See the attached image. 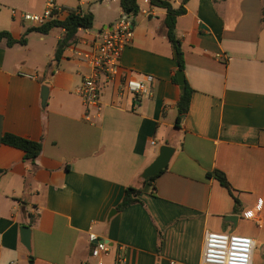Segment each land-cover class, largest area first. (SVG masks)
Wrapping results in <instances>:
<instances>
[{"label":"crops","instance_id":"1","mask_svg":"<svg viewBox=\"0 0 264 264\" xmlns=\"http://www.w3.org/2000/svg\"><path fill=\"white\" fill-rule=\"evenodd\" d=\"M48 1L0 0V32L19 41L40 27L22 15L42 16ZM90 1L55 0L57 19L79 10L95 20L84 10ZM110 1L119 3L113 22L80 30L45 72L41 59L55 55L63 29L51 44L55 29L29 32L25 45L0 42V264H117L121 251L125 264H203L213 232L251 237L252 264H264V0L188 1L176 38L192 97L179 125L178 55L167 38V11L150 0H137L133 40L104 91L100 118L85 120L77 89L92 71L76 54L92 51L95 33L123 12L119 0ZM31 40L40 57L32 64ZM128 76H152L151 95L123 93ZM4 134L41 143L35 163L3 144ZM163 146L175 149L168 168L144 183ZM127 188L140 191L138 202L119 211ZM22 227L32 231L31 251ZM92 233L108 243L107 256L92 257Z\"/></svg>","mask_w":264,"mask_h":264},{"label":"built area","instance_id":"2","mask_svg":"<svg viewBox=\"0 0 264 264\" xmlns=\"http://www.w3.org/2000/svg\"><path fill=\"white\" fill-rule=\"evenodd\" d=\"M61 9L55 0H49L47 9L42 16L30 14L22 15V19L36 25H43L58 18ZM76 14L83 13L79 10ZM145 13V12H143ZM137 14H128L124 11L112 26H106L96 32L93 40L92 51L78 52L77 59L91 69V74L82 80L77 93L85 106V120L95 123L103 111V95L120 73L121 58L124 49L131 44L134 36V22ZM84 30V29H81ZM154 82L152 76L143 79L126 77L123 84V93L132 96L148 97ZM152 145H155L153 142ZM92 245V257L107 256L110 248L107 242L100 240L96 234L89 235ZM255 251V241L251 237L225 233H208L202 257L203 264H252ZM126 259L122 251L117 256V264H125Z\"/></svg>","mask_w":264,"mask_h":264},{"label":"trees","instance_id":"3","mask_svg":"<svg viewBox=\"0 0 264 264\" xmlns=\"http://www.w3.org/2000/svg\"><path fill=\"white\" fill-rule=\"evenodd\" d=\"M119 1L122 11L128 14H133V15L137 14L138 12L137 0H119ZM188 1L189 0H182L181 6L178 9H174L168 1L150 0L152 5L163 8L167 11V16L165 19V25L167 28V38L177 51L178 70L180 71L184 70V60H183V53L179 45V41L176 38V24L178 17L186 13L185 6L188 3ZM213 1L214 3H219L226 0H213ZM93 26H94V16L92 13H85L81 15V14H76L73 11H70L67 13V16L63 20L54 19L50 22L41 25L40 27L29 29L28 31H26L24 36L19 41L15 40L12 37L11 33H9L8 31H2L0 32V42L6 40L7 45L9 47L14 46L15 44L25 45L26 44L25 37L29 32H38L47 35L56 28L63 29L64 36L61 40L58 41L54 55L55 62H59L64 54V51L70 46L77 43L78 32L81 29L90 30L93 28ZM173 81L174 83L178 84L177 77H174ZM191 97H192V89L188 86V84H186L181 90L180 99L177 103V109H178V117L176 121L177 125H179V123L181 122L182 117L187 114L191 104ZM1 141L5 145L22 150L25 153V160L33 164L35 163V161L42 152L41 143L29 140L27 138H22L13 134H4ZM1 174L2 171H0V175ZM213 176L218 180V182L224 188H226L229 191L231 195H234L233 189L229 184L228 179L223 173L219 171H215L213 173ZM157 177L151 178L146 181L144 180V183H153ZM139 194H140L139 190L135 188H127L125 191V196L117 209L121 211L137 203L138 200L136 197Z\"/></svg>","mask_w":264,"mask_h":264},{"label":"rangeland","instance_id":"4","mask_svg":"<svg viewBox=\"0 0 264 264\" xmlns=\"http://www.w3.org/2000/svg\"><path fill=\"white\" fill-rule=\"evenodd\" d=\"M70 1L72 2L74 0H70ZM118 5H119L118 1L111 2L110 0H108V2H106V3H102L100 0H92V1H90L89 4H86L84 6V10H86V12H89V9H91V10H93L92 12L95 15L93 30H96L104 22H106L108 24L113 22L115 17L118 15V11H119V9H118L119 6ZM16 9H18V8H16ZM6 10L10 11L11 9L7 8ZM18 10H20V9H18ZM59 31H60L59 29H55L52 33L49 34L47 39L50 42V44L54 43L55 37H56V35H58ZM36 36L38 37V35H36ZM35 41L31 40L30 46H31L33 51H32L31 54H28L29 56L27 57L28 59H30L29 60L30 64L33 63V59H36V60L40 59V57L37 56V51H36L37 48L39 47V44H36ZM50 44H49V48H50ZM41 62H40V64L41 65L43 64V66L40 69L41 72L47 71V69L49 68L50 65H54L55 64L54 54H52V58L51 59H44L43 58V60L41 59Z\"/></svg>","mask_w":264,"mask_h":264},{"label":"water","instance_id":"5","mask_svg":"<svg viewBox=\"0 0 264 264\" xmlns=\"http://www.w3.org/2000/svg\"><path fill=\"white\" fill-rule=\"evenodd\" d=\"M177 78L178 83L180 86V89L182 90L183 87L186 85L184 73L182 71L177 72ZM48 94L49 91L46 87H43L42 90V106H45L48 100ZM175 154V149L169 146H163L161 147L159 151L158 157L155 159V161L143 172L142 179L143 180H149L151 178L157 177L160 175L164 170L168 168V165L172 159V157ZM227 221L234 222L236 220V217H227ZM20 235H21V241L22 244L27 248L28 251H31V236L32 231L28 227H22L20 229ZM32 258H30L31 260ZM30 264H33L32 261Z\"/></svg>","mask_w":264,"mask_h":264}]
</instances>
